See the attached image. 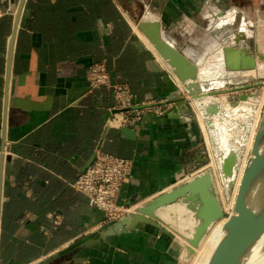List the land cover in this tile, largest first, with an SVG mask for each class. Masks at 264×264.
Here are the masks:
<instances>
[{
    "label": "crops",
    "instance_id": "1",
    "mask_svg": "<svg viewBox=\"0 0 264 264\" xmlns=\"http://www.w3.org/2000/svg\"><path fill=\"white\" fill-rule=\"evenodd\" d=\"M19 2L0 6L15 12ZM140 5L191 61L232 34L231 12L264 10V0H25L9 75L14 15L0 19V264H178L174 241L148 224L94 241L108 225L71 187L98 149L132 162L118 197L132 212L202 170L192 116L146 111L124 135L106 127L111 91L88 87V67L102 62L139 102L176 90L132 29Z\"/></svg>",
    "mask_w": 264,
    "mask_h": 264
},
{
    "label": "water",
    "instance_id": "2",
    "mask_svg": "<svg viewBox=\"0 0 264 264\" xmlns=\"http://www.w3.org/2000/svg\"><path fill=\"white\" fill-rule=\"evenodd\" d=\"M11 1L13 2V0ZM24 1L20 0L14 13V24L7 54L8 75L10 72V61L12 59L13 42L17 31L18 18ZM124 1L133 2V0ZM144 12L145 9L140 5L139 12L132 17V24L150 42L155 52L171 70L172 74L183 83L187 96L196 103L197 109L201 112V116L205 120V126L211 142L218 144L220 130L212 123V119L213 116L220 113V108L217 103L209 104L207 100L210 97H214L215 92L203 93L201 91L197 66L162 36L160 21L158 19H144ZM235 39L238 42L240 38L237 35ZM224 58L225 65L229 70L255 67L256 58L249 55L248 52L237 48H225ZM151 66L154 71H159L155 65L151 64ZM243 88L245 87L241 89L244 90ZM256 96L257 94L253 97L256 99ZM165 99L171 104V108L166 112L167 115L175 118L183 117V121L187 124L191 123L192 111H189L187 107L188 101L185 100L178 90L173 91ZM239 99L251 100L244 94L239 96ZM120 131L124 135L132 132L126 127L120 128ZM227 149L232 148L226 146L216 149V163H218L224 179L228 181L229 192L231 187L230 180L236 165L230 167V158L224 160V155H228ZM93 160L94 156L85 170L92 164ZM198 161H201V158ZM177 204H180V207H182L185 213L190 214V220L193 223L192 228H187L192 229V233L188 238L185 237L186 233L182 234L180 231L174 230L172 226L159 216L166 207ZM185 205L186 208L194 212L193 217L195 215L198 219L197 223L192 219V212L184 208ZM233 212L234 214L229 217L231 227L222 244L219 264H240L242 251L246 245L247 232L256 224L257 234L255 235L254 246L261 248L256 264H264V131L251 150V157L243 173L235 197ZM222 218H224L223 212L215 196L211 171L205 169L193 173L186 182L157 196L150 202L134 210V212L127 214L121 220L106 226L94 241L98 242L108 237L124 234L129 229L135 228L138 224H148L174 241L175 246L180 248L178 264H184L194 255V248H196L199 241L208 233L210 227ZM185 238L187 239L185 240ZM184 241H187L188 245L184 244ZM3 253L4 251L0 252V260Z\"/></svg>",
    "mask_w": 264,
    "mask_h": 264
},
{
    "label": "rangeland",
    "instance_id": "3",
    "mask_svg": "<svg viewBox=\"0 0 264 264\" xmlns=\"http://www.w3.org/2000/svg\"><path fill=\"white\" fill-rule=\"evenodd\" d=\"M233 12L229 14L230 17L232 16L231 20L233 23L224 27V31L227 29L232 30V34L230 35L227 32V35L225 36L226 41L217 40L220 46L218 44H216V46H214L215 44L211 45L210 48L208 47L203 50V52H206L204 56L198 57L197 60H193L192 62L196 63L198 66V81L201 91L203 93L215 92L214 96L223 98L221 103L218 104L221 113L214 121L212 120V123L215 124L216 122V126L220 130V137L224 135L226 139L228 138L227 142L225 141L226 144L223 145L238 151L239 157L242 158L245 154L248 137L255 123V117L257 116L258 120L256 126L257 132L264 124V100L262 105L258 104L264 91V10L253 11V13L250 12V16H246L245 13L241 14V12L237 13L236 10ZM143 14L144 19H147L145 12ZM238 15L244 17H238ZM219 30L220 28L214 29L215 32H218ZM248 33H250V35H248ZM237 35L240 38L238 39V42L235 39ZM225 48H237L248 52L249 55L255 58L258 55L255 59V67L245 69L240 68L238 70L227 69L224 58ZM255 51H257L256 54ZM165 66L167 65L165 64ZM242 87H245L243 88L244 90L241 89ZM251 93L257 94V102L246 99L240 100L238 97V95H249ZM187 107L189 111H192V109L195 110V112L192 113V117L201 138L197 150L201 161L196 163V166L199 169L205 170V165L210 159L209 156L212 155V157L216 158V149L222 147L220 142L221 139H218V144H213L209 138L208 130L205 127L207 132L206 138L199 122L200 113L197 112L196 107H194L189 101ZM257 111H259L258 115L256 114ZM203 123H205L204 119ZM249 156L250 153L247 154V158ZM238 165L239 163L233 169V175L230 180L231 187L228 192V181L224 179L217 163L216 172L219 174L220 185L223 186V183L225 184L224 197L226 201L228 195L232 193L234 188L236 174L239 168ZM213 183L215 196L221 205L223 217L229 218L233 213V209L226 211L223 209V194L222 192H219L218 184L216 185L214 178ZM159 216L172 226L174 230L176 229L179 231L180 226L192 228L193 223L190 220V214L185 213L182 207H180V204L166 207ZM180 233L184 234L183 232ZM178 250L180 253V248H178ZM192 257L184 264H189Z\"/></svg>",
    "mask_w": 264,
    "mask_h": 264
},
{
    "label": "built area",
    "instance_id": "4",
    "mask_svg": "<svg viewBox=\"0 0 264 264\" xmlns=\"http://www.w3.org/2000/svg\"><path fill=\"white\" fill-rule=\"evenodd\" d=\"M14 13V9L11 7L4 8L0 6V19L4 16H13ZM169 79L185 100L191 102L196 107V103L187 96L184 85L172 74L171 70L169 71ZM86 81L91 90L106 88L111 91L113 105L108 109L107 128H137L142 122L146 111H153L157 115H164L171 108V104L166 99L139 102L132 89L127 84L116 80L107 66L102 62H94L88 67ZM254 95V93H251L247 96ZM257 98L258 96H256ZM207 100L209 104H219L223 98L214 96ZM255 101L257 102V100ZM196 110L200 113V117L203 120L201 112L197 107ZM194 112L195 110L192 109V113ZM220 113L213 116L212 120L214 121ZM250 157L251 154L248 158ZM131 170L132 162L130 160L105 153L98 149L95 151L92 164L77 177L71 184V187L88 199L92 209L102 213L103 225H111L124 218L127 214L132 213L130 206L118 203L123 180L130 175ZM52 224L53 227H57L60 224V219L55 217Z\"/></svg>",
    "mask_w": 264,
    "mask_h": 264
},
{
    "label": "bare ground",
    "instance_id": "5",
    "mask_svg": "<svg viewBox=\"0 0 264 264\" xmlns=\"http://www.w3.org/2000/svg\"><path fill=\"white\" fill-rule=\"evenodd\" d=\"M132 29L133 31L138 35V37L142 40V42L150 49L152 50L156 56L159 58V60L165 65V63L162 61V59L158 56V54L155 52L153 46L150 44V42L137 30L136 26L132 25ZM248 35H250V33H248ZM232 52V51H230ZM235 53V52H233ZM232 65H234L232 63ZM232 65H230L232 67ZM187 83V82H186ZM183 84V83H182ZM264 97V91L263 94L261 96V99L259 101V105L262 103ZM248 99H251L253 101H255L256 99L253 96H248ZM257 111V115H258ZM257 116L255 117V123L253 126V129L248 137L247 143H246V149H245V154L242 158L239 157V152L236 151L235 149H227L228 155H224V160H228L230 158V163L231 166L230 167H234L235 165H237L239 163V168L236 174V179H235V184H234V188L232 190V193L230 195H228V199L227 201L225 200L224 197V183L223 186L220 185V178H219V174L216 172V158L212 157V155L209 156V160L207 161V164L205 165L206 169L208 168L210 171H212V175L214 178V182L216 183V185L218 184V189L219 192H222L223 194V209L226 210H230L233 209V205H234V201H235V197L238 191V187L239 184L241 182L243 173L247 167L248 161L250 158H247V154H251V150L253 148V145L256 143V141L258 140V138L260 137V135L262 134V132L264 131V124L261 127V129L257 132ZM199 122H200V126L202 128V131L204 133V135L207 138V132H206V128L204 126L203 120L201 119V117L199 118ZM257 132V133H256ZM221 139V144L222 147L226 146L223 144H226L228 138L226 139L224 135H222L220 137ZM226 141V142H225ZM236 152H235V151ZM237 153V154H236ZM210 154V152H209ZM230 179V178H229ZM226 187V186H225ZM228 188V186H227ZM221 194V196H222ZM199 202V201H198ZM187 211H190L188 208H186V205L184 207ZM192 212V219L195 220V222H198V219L195 217H193V211ZM234 214V212L232 213ZM187 226H180L179 227V231L186 233L185 237H190L191 233H192V229H187ZM231 227V223H230V218H222L219 221L215 222L209 229L208 233L199 241V243L197 244L196 248H194V256L192 257L191 261L189 264H219V260H220V255H221V250H222V244L224 241V238L227 234V232L229 231ZM257 234V224L253 227H251L246 235V245L242 251V256H241V260H240V264H256L259 258V254L261 252V248L254 246V242H255V235ZM185 238V240L187 239ZM184 244L188 245L187 241H184Z\"/></svg>",
    "mask_w": 264,
    "mask_h": 264
},
{
    "label": "flooded vegetation",
    "instance_id": "6",
    "mask_svg": "<svg viewBox=\"0 0 264 264\" xmlns=\"http://www.w3.org/2000/svg\"><path fill=\"white\" fill-rule=\"evenodd\" d=\"M260 52V51H259ZM257 53V51H255V54ZM255 54H254V56H255Z\"/></svg>",
    "mask_w": 264,
    "mask_h": 264
},
{
    "label": "trees",
    "instance_id": "7",
    "mask_svg": "<svg viewBox=\"0 0 264 264\" xmlns=\"http://www.w3.org/2000/svg\"><path fill=\"white\" fill-rule=\"evenodd\" d=\"M4 17H7V16H4ZM4 17H3V18H4ZM9 17H10V16H9ZM1 19H2V18H1Z\"/></svg>",
    "mask_w": 264,
    "mask_h": 264
}]
</instances>
